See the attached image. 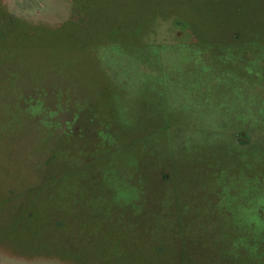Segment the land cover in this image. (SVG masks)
Segmentation results:
<instances>
[{
	"label": "rangeland",
	"instance_id": "obj_1",
	"mask_svg": "<svg viewBox=\"0 0 264 264\" xmlns=\"http://www.w3.org/2000/svg\"><path fill=\"white\" fill-rule=\"evenodd\" d=\"M0 264H264V0H0Z\"/></svg>",
	"mask_w": 264,
	"mask_h": 264
}]
</instances>
